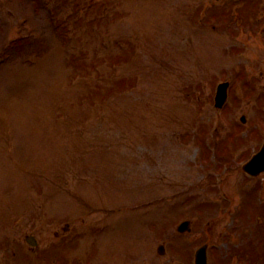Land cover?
I'll return each instance as SVG.
<instances>
[{
    "label": "rangeland",
    "instance_id": "1",
    "mask_svg": "<svg viewBox=\"0 0 264 264\" xmlns=\"http://www.w3.org/2000/svg\"><path fill=\"white\" fill-rule=\"evenodd\" d=\"M0 59V264L26 235L33 261L62 239L87 264H192L208 240L222 264H248L249 241L260 263L246 192L264 201V172L236 161L264 137V0H0ZM211 133L228 166L203 162Z\"/></svg>",
    "mask_w": 264,
    "mask_h": 264
},
{
    "label": "water",
    "instance_id": "2",
    "mask_svg": "<svg viewBox=\"0 0 264 264\" xmlns=\"http://www.w3.org/2000/svg\"><path fill=\"white\" fill-rule=\"evenodd\" d=\"M223 87V86H222ZM220 102L217 103L218 105H221L222 101L224 100V95H220L219 97ZM184 225V224H183ZM205 248H201L199 251L198 257H197V264H205V256L203 255Z\"/></svg>",
    "mask_w": 264,
    "mask_h": 264
}]
</instances>
